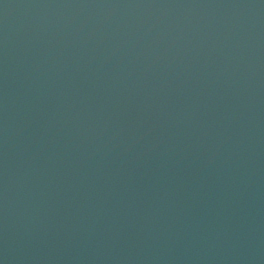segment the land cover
<instances>
[{"label": "water", "instance_id": "obj_1", "mask_svg": "<svg viewBox=\"0 0 264 264\" xmlns=\"http://www.w3.org/2000/svg\"><path fill=\"white\" fill-rule=\"evenodd\" d=\"M0 264H264V0H0Z\"/></svg>", "mask_w": 264, "mask_h": 264}]
</instances>
